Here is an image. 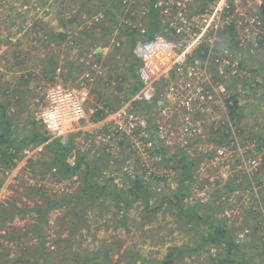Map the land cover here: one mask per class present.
<instances>
[{
    "label": "rangeland",
    "instance_id": "rangeland-1",
    "mask_svg": "<svg viewBox=\"0 0 264 264\" xmlns=\"http://www.w3.org/2000/svg\"><path fill=\"white\" fill-rule=\"evenodd\" d=\"M156 2L170 66L166 51L152 59L143 105L130 52L150 38L151 0H0L13 140L0 150V264H258L262 244L240 235L264 223V0ZM110 42L118 66L91 85L80 59ZM59 82L87 90L92 111L44 142L38 100ZM122 102L126 116L109 118ZM59 141L69 164L83 161L69 177L52 162Z\"/></svg>",
    "mask_w": 264,
    "mask_h": 264
},
{
    "label": "built area",
    "instance_id": "built-area-1",
    "mask_svg": "<svg viewBox=\"0 0 264 264\" xmlns=\"http://www.w3.org/2000/svg\"><path fill=\"white\" fill-rule=\"evenodd\" d=\"M222 10V9H220ZM168 44L162 40L161 35H154L148 39L136 40L134 54L139 61L137 67V73L142 79L144 88L137 96V100L141 104L150 103L154 97L153 82L151 81L154 73L152 59L160 51L167 52ZM192 51V49H188ZM167 65L169 63V52ZM97 65L92 67V70L96 71ZM97 72V71H96ZM87 80L90 84L95 82V76L91 73H86ZM87 90L81 91L80 89H74L65 83L59 82L49 88H47L41 100H38L39 104V121L44 125L46 131L56 138H61L72 132L82 129L81 125L88 117V93ZM88 92V91H87ZM129 104H124L122 108L116 110L115 114H111L109 118L118 115H125V109ZM170 110L166 109V115L168 116ZM166 123V122H165ZM167 124V123H166ZM163 135H166V130H162ZM170 135V134H169ZM168 135V136H169Z\"/></svg>",
    "mask_w": 264,
    "mask_h": 264
},
{
    "label": "trees",
    "instance_id": "trees-1",
    "mask_svg": "<svg viewBox=\"0 0 264 264\" xmlns=\"http://www.w3.org/2000/svg\"><path fill=\"white\" fill-rule=\"evenodd\" d=\"M151 1H152V5H151L150 21H149V23L151 25V32H150L151 34L149 33V37H152V36H154V34L158 33L156 31H154L153 29L155 27H159L158 23H160V21H159L160 20L159 19L160 11H159L158 7L156 6L157 2H156V0H151ZM106 5H107V3H106ZM106 15L108 16V15H114V14H112L111 12H109V13L107 12ZM122 27L128 31V34L132 33L133 37L135 35L141 34L139 32V30L135 31L133 28H131L130 22H128V21H125L124 23H122ZM132 41L134 42V46H135L136 41L135 40H132ZM132 41H130V42L133 44ZM206 48H204V50ZM97 56H102V55L99 53V54H97ZM53 62H54V60H53ZM58 69H60V67ZM50 71L52 74L54 72H56L55 66H53V68ZM131 71H134V65L131 66ZM102 81H105V80L101 79L100 82H102ZM6 110H7V106L3 102L0 101V150L4 151L5 153H7L9 151L10 146L13 143V140H11V134H12V125L11 124L12 123L10 122V119L8 118V116L6 114ZM98 113H100V112L98 111ZM49 134L50 133L44 129L42 131V133L38 136L39 138H37V139H40V140L45 142L49 139V137H48ZM18 143H21V145H26L23 142H18ZM62 147H67V146L59 141V147H57V155L55 156V158H53L52 162L54 164H56V166L58 167V170H59L58 173H60L62 175H66L69 177L70 175L74 174L76 171L81 170L80 166L83 165V161L81 160V161L77 162L76 166H72L71 164H69L67 162L66 152L64 154L65 149H62ZM3 159L5 161V164H7L8 159L5 157H3ZM85 167H86V171H87L89 167L86 165H85ZM87 175L88 174H86L85 177H87ZM101 190H103V188H101ZM224 236H225L224 232L218 231L214 234H211L210 238L215 239V237H216L218 240H222V239L228 240V237L226 236L227 237V239H226V237L224 238ZM252 237H255V235ZM230 242H231V240H230ZM238 242H240V240L236 239L233 243H235L234 245H237V247H239L241 245H238ZM174 250L177 252L176 248H174ZM172 252H173V249H170V254ZM232 259L230 257H227L225 260L220 261L219 264H232L234 261ZM243 263H239V264H243Z\"/></svg>",
    "mask_w": 264,
    "mask_h": 264
},
{
    "label": "crops",
    "instance_id": "crops-1",
    "mask_svg": "<svg viewBox=\"0 0 264 264\" xmlns=\"http://www.w3.org/2000/svg\"><path fill=\"white\" fill-rule=\"evenodd\" d=\"M120 23V26L122 27V23L121 22H119ZM136 38L137 39H139L140 38V35H136ZM95 43H97V42H95ZM113 43H114V41H113ZM113 43L112 42H110V47L109 48H107V49H105V48H92V50H93V52H91V53H89L86 57H82L81 59H80V64H82L83 65V67L85 68L86 67V71L88 72V73H91V74H93L94 76H95V82L99 79V81L101 80V77H103V80H105V73H106V64H107V61H110L111 59H113V58H111V54L112 53H115V54H118L117 52H118V50L119 49H113L114 47H113ZM116 43H117V41H116ZM92 45V44H91ZM117 45H118V43H117ZM97 49V50H96ZM94 52H96L97 54H101L102 56H97V54H96V57H97V60H98V63L97 64H95V61H94V59H93V57H92V54L94 53ZM131 53V55H132V57H134L135 58V54H134V52H130ZM118 58V56L117 57H115L113 60L114 61H111L114 65H116V66H118L117 64H116V62H115V60ZM119 63V62H118ZM94 65H97V69H96V71L95 70H92V67L94 66ZM138 67V66H137ZM120 69H121V67H119ZM118 68V69H119ZM136 68V67H135ZM61 71H62V67L60 68V69H58L56 72L57 73H61ZM63 76H64V74H63ZM62 79V78H61ZM94 82V83H95ZM93 83V84H94ZM104 83H105V81H104ZM93 84H91V85H93ZM92 87V86H91ZM90 87V88H91ZM86 93H88V101H91L90 100V98H89V92H87L86 91ZM91 102H93V101H91ZM122 104H124V102H122ZM122 104L121 105H119L118 107H117V109H120L121 108V106H122ZM247 230H245V232L243 233V234H241L240 235V237H242L243 238V242H245L246 244L247 243H249V244H258V245H261L262 244V246H261V248H260V250H263V248H264V223H262V224H259V223H257L256 224V227H255V231H256V236L255 237H252L254 234H253V232H252V230H251V228H246ZM254 238H258V241H254V243H253V239ZM257 240V239H256ZM239 244H241L240 242H238V245ZM261 257V258H260ZM260 257H257V260H255L254 261V263H258V264H262V263H264V253L262 254V256H260ZM259 258V259H258ZM253 260H254V258H253ZM252 260V261H253ZM242 263L244 262V258L242 259V260H240ZM240 261H237L238 263H241ZM232 264H234V263H232Z\"/></svg>",
    "mask_w": 264,
    "mask_h": 264
}]
</instances>
